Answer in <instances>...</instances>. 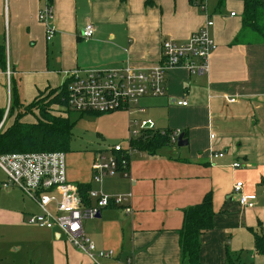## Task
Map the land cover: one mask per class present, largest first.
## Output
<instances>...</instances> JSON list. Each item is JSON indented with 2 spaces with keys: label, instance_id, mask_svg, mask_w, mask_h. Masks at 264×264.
Segmentation results:
<instances>
[{
  "label": "crops",
  "instance_id": "0c3cea01",
  "mask_svg": "<svg viewBox=\"0 0 264 264\" xmlns=\"http://www.w3.org/2000/svg\"><path fill=\"white\" fill-rule=\"evenodd\" d=\"M152 1L148 6L147 0H51L56 32L48 41L38 20L45 0H0V47L6 54V70L0 67V109L8 110L14 92L23 104L33 103L40 94L65 85L74 71L127 65L148 71L161 64L163 41L183 44L213 21L210 32L217 50L210 56L209 74H193L183 67L170 70L164 97L144 98L126 113L128 135L130 128L139 130L130 141L181 131L188 146L170 145L155 154L136 150L129 167L133 185L121 174L106 177L101 186L94 183L95 159L111 150L93 155L88 164L70 157L67 177L76 186L89 185L91 191L107 196L133 194V216L111 206L100 218L83 222L85 235L98 250L114 253L113 260L102 264H181L184 211L201 204L208 194L213 199L214 228L201 238V262L226 264L229 251L241 264H264V256L255 253L251 233L264 231V44L250 34L242 37L241 2L228 1L221 9L208 10L205 0ZM88 25L95 33L84 40L81 33ZM181 101L188 105L179 106ZM144 123H151L152 129L143 131ZM237 183H243V195L256 198L253 208L240 205L234 194ZM9 190L28 200L18 189ZM89 200L93 206L95 201ZM28 201L36 211H23L24 223L40 213ZM3 221L9 223L7 217ZM36 230L39 235L26 245L0 247L21 256L20 261L27 258L28 264H92L60 232Z\"/></svg>",
  "mask_w": 264,
  "mask_h": 264
},
{
  "label": "built area",
  "instance_id": "2783aa9c",
  "mask_svg": "<svg viewBox=\"0 0 264 264\" xmlns=\"http://www.w3.org/2000/svg\"><path fill=\"white\" fill-rule=\"evenodd\" d=\"M45 7L40 10L38 20L46 29V39L55 37L53 26V9L51 0H45ZM205 11L204 5L200 6ZM235 13L231 17H235ZM214 22L208 20L205 26L193 34L185 43L163 41L161 46L162 62L148 71L138 70L130 65L120 69L105 71H74L68 74L66 109L79 114H112L126 112L131 114L139 102L147 97L160 98L166 94V74L173 69L183 67L193 74H209V59L217 44L211 36ZM95 29L88 25L81 33L84 40L93 38ZM199 60L200 64L195 61ZM8 69V77L10 76ZM235 103L236 99H228ZM179 106L188 103L181 101ZM10 107L6 111L0 131L8 119ZM137 125V123H133ZM151 123H144L141 129H152ZM181 131L170 133V142L177 144ZM139 133H135V138ZM118 145L111 149L110 155H99L95 159L92 171L95 184L102 185L106 177L121 174L131 184L135 179L130 173V159L137 151ZM223 157V155H216ZM234 168H240L234 164ZM0 169L6 176L1 183L4 190L18 189L34 202L40 213L30 216L26 223L44 230H56L66 237L67 242L75 249L86 254L92 264H102L104 260H113L112 251L98 250L96 245L85 235L83 222L98 219L101 212L111 206L121 207L128 216L134 215L132 207L133 194L107 196L103 192L90 191L89 198L95 201L87 206L80 196L79 187L70 183L67 177L66 155L62 152L9 154L0 156ZM243 183H237L234 194L241 206L254 207V196L242 193ZM131 264V261H128Z\"/></svg>",
  "mask_w": 264,
  "mask_h": 264
},
{
  "label": "trees",
  "instance_id": "16d2710c",
  "mask_svg": "<svg viewBox=\"0 0 264 264\" xmlns=\"http://www.w3.org/2000/svg\"><path fill=\"white\" fill-rule=\"evenodd\" d=\"M125 2L126 0H121ZM228 1H238L243 4L242 12V37L254 33L259 35L264 44V0H217V9H221ZM146 5H153L152 0H147ZM236 15V13H235ZM5 49L0 47V67L6 70ZM47 99H41L39 95L36 101L29 105L23 104L14 92L10 105L8 119L13 118L14 112L18 113V121L12 127L2 128L0 131V156L9 154L31 153H67L70 143L72 125L67 118L54 117L49 113V108L54 106H66L67 85L58 89H50ZM39 112L36 123H24V115ZM5 112L0 109V125L5 117ZM84 115V114H82ZM101 116L103 114H92ZM6 121V122H7ZM170 133L159 132L151 135L145 134L131 142L132 147L155 154L158 150L168 147ZM80 196L87 206H91L89 200L90 186L79 185ZM214 206L212 195L208 194L201 204L184 211L183 227L180 230L181 264H203L200 258L202 247L201 238L214 228ZM254 237V250L256 255L264 256V231L261 228L251 230ZM226 264H241L238 259L228 251Z\"/></svg>",
  "mask_w": 264,
  "mask_h": 264
},
{
  "label": "rangeland",
  "instance_id": "374dc122",
  "mask_svg": "<svg viewBox=\"0 0 264 264\" xmlns=\"http://www.w3.org/2000/svg\"><path fill=\"white\" fill-rule=\"evenodd\" d=\"M204 3L207 5L208 10H212L217 6V0H205ZM250 36L252 40L263 44V40L259 35L250 33ZM48 96V93L44 92L41 99H47ZM48 110L54 117L67 118L72 125L69 148L67 153H65L67 168H71L69 161L72 156H78L82 162L88 164L92 160L93 155L105 153L118 145H121L123 148H129L130 139H134L135 133H139L138 129L130 128L128 135L127 131L130 124L128 122L129 116L126 112L97 116L69 112L66 106H54ZM18 113L14 112L13 118H11L13 122L10 124L7 121L5 128L16 124ZM38 115L39 112L37 111L34 114L24 115L22 122L36 123ZM110 153L107 155H110ZM5 180L6 176L0 169V184ZM28 200H25L21 193L15 190H0V244L26 245L31 241V238H36L39 235L36 227L22 222L20 218L23 211H36V208ZM5 217L9 219V223L4 224L3 218ZM8 251L9 248L0 247V264H28L27 258L20 261L21 256L15 255L16 253L8 254ZM25 251H28L29 254L34 253L33 248H26Z\"/></svg>",
  "mask_w": 264,
  "mask_h": 264
},
{
  "label": "water",
  "instance_id": "95a60500",
  "mask_svg": "<svg viewBox=\"0 0 264 264\" xmlns=\"http://www.w3.org/2000/svg\"><path fill=\"white\" fill-rule=\"evenodd\" d=\"M177 146L179 148L188 146V141L185 139V134L181 133V135L178 137ZM98 218H100V216Z\"/></svg>",
  "mask_w": 264,
  "mask_h": 264
}]
</instances>
